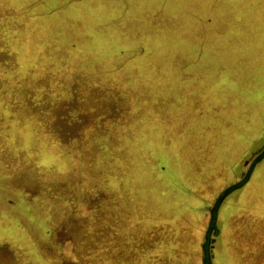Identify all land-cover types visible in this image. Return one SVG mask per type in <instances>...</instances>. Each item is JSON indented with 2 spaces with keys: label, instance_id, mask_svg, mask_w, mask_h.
<instances>
[{
  "label": "rangeland",
  "instance_id": "374dc122",
  "mask_svg": "<svg viewBox=\"0 0 264 264\" xmlns=\"http://www.w3.org/2000/svg\"><path fill=\"white\" fill-rule=\"evenodd\" d=\"M58 1L0 0L25 89L0 127V264H205L213 235L212 264H264V0ZM39 16V58L72 52L18 75Z\"/></svg>",
  "mask_w": 264,
  "mask_h": 264
},
{
  "label": "trees",
  "instance_id": "16d2710c",
  "mask_svg": "<svg viewBox=\"0 0 264 264\" xmlns=\"http://www.w3.org/2000/svg\"><path fill=\"white\" fill-rule=\"evenodd\" d=\"M60 1H62V0H59L58 1V3L60 2ZM26 9H24V11H25ZM56 10L54 9V13H49V14H43V17L45 18H48V19H54V22H55V20L57 19L58 20V18L56 17V12H55ZM13 16V19H15V18H17V16L16 15H12ZM34 18H37L36 16L34 17ZM43 18V19H44ZM41 19H42V17H40L39 16V19H36V21H37V23H36V25H35V29L33 30V31H31V34L32 35H30V39H29V41H30V44H29V46L26 48H22V51L24 52V53H28V54H30V56L31 57H29V58H27V60H26V62H24V64H21V68H22V70L20 71V72H18L20 69H18V68H16V72H17V74L18 73H20V74H18V75H21V74H25V70H27V68L28 69H30V68H32V67H34L35 66V64L36 63H38V62H40V64H41V66L40 67H36L35 68V71H37L38 72V74L39 75H41V77L40 78H43V75L42 74H44L45 73V68L47 67V66H49V62L51 61V60H53L54 58L53 57H58V56H60L61 57V59H63V58H68L69 57V54L72 52V51H68L67 49H65V48H63V50H64V55L62 56V54H61V52L59 51V53H58V51L55 49H53V48H51V46H49V43L52 41V40H55L56 39V37H55V35L49 40V42H47L48 41V39H46V40H44V41H46L45 43H43L42 45L44 46V47H46L47 49H48V46H49V52H48V56H49V54H50V58H51V60H49L48 58L47 59H43V58H39V51L41 50V48H42V46H38V40L36 39V35L38 34L37 32H38V30H41V28H43V25H45L43 22H41V23H39V21H41ZM17 20L18 19H15V20H13V26L12 27H9L8 26V31H11V30H17V31H21V30H19V29H17V28H15L14 27V25H15V23L17 22ZM2 21H3V18H2ZM1 23V22H0ZM55 25L56 24H54L53 23V27H55ZM6 27H7V25L5 24V22L3 21L2 22V25H0V34H2V35H6V37L8 38L9 37V34H8V31L6 30ZM10 28H11V30H10ZM11 32H13L14 34H17V32L16 31H11ZM35 36V37H34ZM29 41H27V43L29 42ZM7 44H11V42H8ZM33 44H35L36 45V49H33L32 48V45ZM48 44V45H47ZM55 47H58V46H55ZM8 48V47H7ZM26 49V50H25ZM51 49H52V51H51ZM3 50L6 52V57L9 55V52H11V49H10V47H9V49H8V51H6V47H5V45H4V47H3ZM18 52V53H17ZM51 52V53H50ZM19 53H20V51H14V53H13V56H10V58H8V59H5L4 60V63L3 62H0V63H2L3 65H4V68L3 69H1L0 68V127L1 126H8L9 127V123L7 122V121H11V120H8V119H6V114H3V110H7V108H6V105L8 104V101L10 100V98H11V96L12 95H15L16 97H24V95H25V89H24V87H22V88H20L21 86L20 85H22V84H16V82L15 83H13V82H11L10 80L11 79H13V80H16L15 79V75H16V73H14V72H12L13 73V75L12 74H9L10 72V70H8L9 68H12L13 69V67H14V65L16 66L17 64H18V62L16 63V61H13L14 59H15V55H17L18 54V56H20L19 55ZM69 53V54H68ZM68 54V55H67ZM85 55V54H84ZM94 59V58H93ZM88 61V58L85 56V60L83 61L85 64H87L86 62ZM90 62V61H89ZM88 62V63H89ZM53 63V62H52ZM39 64V65H40ZM51 64V63H50ZM85 64H83V65H80L79 67L82 69L84 66H85ZM6 65H7V67H6ZM11 66V67H10ZM36 66H38V65H36ZM78 67V68H79ZM25 76V75H24ZM70 76V75H69ZM80 77L78 78H76L75 77V82H74V84H75V86L73 87V86H71V84H69V85H66V84H64V86L65 87H67V89H69V90H71L72 92H73V94H72V96H70V99H69V102H70V106L72 107V105H74V106H77L78 105V97H79V89H80V86H81V83H80ZM19 83H20V81H19ZM33 87H34V85H33ZM56 87V86H55ZM55 87H53L52 86V88H54L55 89ZM35 89H37V88H33V91L35 90ZM52 90V89H51ZM61 90V89H60ZM65 91H66V89H64ZM56 91V90H55ZM65 91H63V88H62V90H61V92H62V94L65 92ZM58 92V91H57ZM56 94H59V93H56ZM13 97V96H12ZM64 97H66L65 95H64ZM67 98H69V97H67ZM63 99V98H62ZM61 99V100H62ZM61 100H60V102H61ZM55 103H57V101H55L54 103H53V105H52V107H51V103L50 104H47V105H45V109L43 110L42 108V112L44 113V114H46L48 111H53L54 110V107L56 106V104ZM58 105V104H57ZM40 107H41V105L40 104H38V106L37 105H35V107L34 108H36V110H32L31 112H32V114H34L35 112L37 113V112H40ZM38 109V110H37ZM67 111H70L69 109H66V106H64V112H67ZM18 113H20V114H23V107H21L20 109H18ZM43 113H41L40 115H43ZM17 119H20V117L19 118H17ZM17 119H13V120H17ZM26 119V118H25ZM33 118L32 117H29V118H27L26 120H27V124H28V122L29 121H31ZM57 122H56V125L55 126H57L58 125V127H60V125L62 126V128H63V126H65V124L67 123V119L65 120L64 119V116H61L60 117V119H58L57 118V120H56ZM39 128V127H38ZM242 162L243 161H241V163H239V165L241 166L242 165ZM244 163V162H243ZM243 166H241L240 168H241V175L237 178V182L236 183H240L241 181H242V179L244 178H242V176L244 175L243 173L245 172V169L244 168H242ZM224 186H226V185H224ZM231 186H233V183L232 184H227V186L225 187V189L227 190L228 188H230ZM225 189H221L222 190V192L225 190ZM221 190H219V192L221 191ZM221 193V192H220ZM218 194V193H217ZM208 203V202H207ZM205 204L204 206H198L197 208H191V207H189V208H191L190 210H192L193 212H194V214L198 217L197 218V221H199L198 219H203V221L206 219L207 220V218H208V214H209V209H210V205H208V204ZM206 222V221H205ZM214 235H213V237H212V240H213V243H212V246H211V252H212V255H213V247H215L217 244H218V242L219 241H217V242H214ZM241 245H242V243H241ZM215 259H216V261H215ZM214 261L216 262V264H218V262H219V264L221 263V264H223L221 261H222V256H221V254H220V257L218 256V254H216L215 253V255H214Z\"/></svg>",
  "mask_w": 264,
  "mask_h": 264
},
{
  "label": "water",
  "instance_id": "95a60500",
  "mask_svg": "<svg viewBox=\"0 0 264 264\" xmlns=\"http://www.w3.org/2000/svg\"><path fill=\"white\" fill-rule=\"evenodd\" d=\"M250 172H251V171H250ZM250 172H249V173H250ZM248 176H249V174L246 175V177L244 178L243 181H241L240 183H238V184H236V185L230 187L229 189H227L226 193L231 192L233 189L238 188L239 186H242V185L245 183V181H246V179L248 178ZM222 195H223V194H222ZM222 195H221V196H222ZM220 203H221V199L219 198L217 204L215 205V209H213V212H212L211 224H213V221H214V219H215V214H216V212H218V209H219ZM209 235H210V234H209ZM209 237H210V236H208V238H207V243H206V245H205V250H204V254H205V256H204V261H205V264H212L211 252H210V239H209Z\"/></svg>",
  "mask_w": 264,
  "mask_h": 264
}]
</instances>
